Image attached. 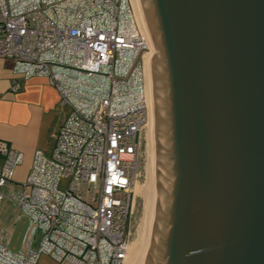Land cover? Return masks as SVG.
<instances>
[{
  "label": "water",
  "instance_id": "water-1",
  "mask_svg": "<svg viewBox=\"0 0 264 264\" xmlns=\"http://www.w3.org/2000/svg\"><path fill=\"white\" fill-rule=\"evenodd\" d=\"M130 1L152 52L123 264H264V0Z\"/></svg>",
  "mask_w": 264,
  "mask_h": 264
},
{
  "label": "built area",
  "instance_id": "built-area-1",
  "mask_svg": "<svg viewBox=\"0 0 264 264\" xmlns=\"http://www.w3.org/2000/svg\"><path fill=\"white\" fill-rule=\"evenodd\" d=\"M151 52L130 0H0V58L46 77L66 110L33 155L17 204L28 226L17 252L0 241V264H123ZM0 156L1 202L21 155L0 141Z\"/></svg>",
  "mask_w": 264,
  "mask_h": 264
},
{
  "label": "crops",
  "instance_id": "crops-1",
  "mask_svg": "<svg viewBox=\"0 0 264 264\" xmlns=\"http://www.w3.org/2000/svg\"><path fill=\"white\" fill-rule=\"evenodd\" d=\"M14 80H18L20 84L18 92L12 91ZM58 107L61 108L58 93L46 77L35 76L23 80L14 62L0 58V141L5 142L21 155V162L15 169L14 179L1 189L3 198L0 202V211L4 208L2 206L6 203L3 202L10 192L14 193L17 187H22L24 190L23 184L30 173L34 153L36 151L48 153L51 150L54 133L50 134L51 137L49 136L51 139L49 147L47 135L50 124L53 123L54 112ZM2 159L0 156V165ZM8 200L12 201L11 198ZM19 215L25 214L20 211L17 214H9L5 219V227L1 226L2 217L0 216L1 242L8 245L14 222Z\"/></svg>",
  "mask_w": 264,
  "mask_h": 264
},
{
  "label": "rangeland",
  "instance_id": "rangeland-1",
  "mask_svg": "<svg viewBox=\"0 0 264 264\" xmlns=\"http://www.w3.org/2000/svg\"><path fill=\"white\" fill-rule=\"evenodd\" d=\"M64 115H65V110L61 109L58 107V109L54 112V115H53V119H52V122L50 124V128H49V132H48V137H47V146L49 147V142H50V134L52 135L53 133H55L57 131V128L59 127V124L61 123V121H63L62 119H64ZM51 137V136H50ZM51 143H52V140H51ZM14 193H9L8 195V198H11L12 201H9L8 198L6 200H4L5 202L3 203H6L4 207L1 211H0V216L2 217V223H1V226L2 227H5V219L7 218V216L9 214H17L19 213L20 211V208L17 207L16 205L19 203L20 201V197L22 196V193H23V189L22 187L19 188L17 187L15 191H13ZM39 264H55L54 262H52L49 258H46V257H42Z\"/></svg>",
  "mask_w": 264,
  "mask_h": 264
},
{
  "label": "bare ground",
  "instance_id": "bare-ground-1",
  "mask_svg": "<svg viewBox=\"0 0 264 264\" xmlns=\"http://www.w3.org/2000/svg\"><path fill=\"white\" fill-rule=\"evenodd\" d=\"M147 71V70H146Z\"/></svg>",
  "mask_w": 264,
  "mask_h": 264
}]
</instances>
